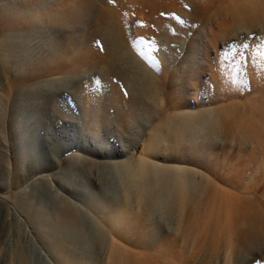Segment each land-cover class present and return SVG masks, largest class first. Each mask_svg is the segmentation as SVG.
Returning a JSON list of instances; mask_svg holds the SVG:
<instances>
[{"label":"rangeland","instance_id":"1","mask_svg":"<svg viewBox=\"0 0 264 264\" xmlns=\"http://www.w3.org/2000/svg\"><path fill=\"white\" fill-rule=\"evenodd\" d=\"M132 1L0 0V264H264V0Z\"/></svg>","mask_w":264,"mask_h":264},{"label":"bare ground","instance_id":"2","mask_svg":"<svg viewBox=\"0 0 264 264\" xmlns=\"http://www.w3.org/2000/svg\"><path fill=\"white\" fill-rule=\"evenodd\" d=\"M185 0H169V1H164L163 3H161V4H157V2L156 1H153V0H145L144 1V3H142V2H140V0H135V1H132L130 4H131V6H129V12L131 13V14H141V15H143L144 16V18H145V20H146V25L147 26H150L151 24H152V22L153 21H151V18H150V16H152V14H149L148 13V11H153V12H155L156 14H159V13H168V12H171V10H177L178 8H184L185 6H184V2ZM191 1V0H190ZM193 1V0H192ZM130 2V1H129ZM135 2H137L136 4H135ZM138 2L140 3V4H138ZM187 2V1H186ZM120 3V2H119ZM138 4V5H137ZM186 5V4H185ZM246 7L245 8H247V5H245ZM139 7V8H138ZM238 8V7H237ZM241 8V7H240ZM248 10H250V9H248ZM251 12V11H250ZM117 13V12H116ZM156 14H154V15H156ZM236 15L237 16H239L240 18H242V20L237 24V26H235L234 27V29L233 30H237V29H240L241 28V25L242 24H244V23H247L248 24V21L246 20V17L243 15V13H236ZM248 15V14H247ZM117 15H115V17H116ZM119 17V15L116 17V18H118ZM122 17V16H121ZM156 17H157V20H158V23H160V24H163V26L164 25H173L172 23H174L175 24V22H174V19H173V17L171 16L170 17V19L168 20V19H163V18H161V17H159V15H156ZM120 18V17H119ZM118 18V19H119ZM118 19H116V20H118ZM119 21V20H118ZM121 22V21H120ZM119 22H117V21H115V20H113V18H112V20L110 21V23H107L106 25H104V30L105 31H108L109 33H111V35L113 36V42H116L114 45L116 46V48L114 49V52H113V54H112V56L110 57L111 59L110 60H113V61H116L117 59L118 60H120L119 58H121V57H123L124 55H127L128 54V49H127V47L128 46H130L131 45V43H130V45H128L127 47H126V42H125V40H123L125 43H123V42H121V41H119V35H117V34H119L118 33V28H119V24H122V23H119ZM253 25V24H252ZM118 26V27H117ZM254 26V25H253ZM174 32V31H173ZM172 32V33H173ZM108 33V34H109ZM149 33H152L151 31L149 32ZM250 33V31L249 30H247L246 31V34H249ZM144 34V33H143ZM92 36H93V34H92ZM145 36H146V34H145ZM91 37V36H90ZM94 37V36H93ZM130 38V37H129ZM128 38V39H129ZM146 38V37H145ZM92 39V38H91ZM123 39V38H122ZM128 41V40H127ZM112 42V43H113ZM127 43H129V42H127ZM140 45V44H139ZM134 46V45H133ZM168 50L170 51L171 50V52L172 53H174V45L171 43L170 45L168 44ZM142 47V46H141ZM141 47H138V48H131L130 47V49H131V53L133 54H135V55H140V54H142V49H141ZM153 50V48L151 47V50H149V52H148V56H154V51H152ZM155 50V49H154ZM155 51H157V50H155ZM168 54H170L169 52H168ZM167 54V52H165V53H161V55H162V58L164 59H166L167 61L170 59V58H166V56L168 55ZM156 57V56H155ZM151 58V57H150ZM153 58V57H152ZM154 59V58H153ZM154 61V60H153ZM109 63H111V62H109ZM112 64V63H111ZM108 67L110 68V67H112V65L111 66H109L108 65ZM108 69V68H107ZM111 69L112 68H110V71H111ZM109 71V70H108ZM109 71V72H110ZM113 72V71H112ZM145 72V73H144ZM143 73L146 75V76H142V77H146L145 79V81H144V79L143 78H141V79H143L142 81H144V82H148V84H150V85H152L153 83L151 82L152 80H151V78L153 77L152 76V71L150 72V71H148L147 69L144 71ZM110 75H112V74H110ZM152 76V77H151ZM154 78V77H153ZM147 84V83H146ZM205 82H204V85H203V87H206L205 86ZM154 85V84H153ZM147 86H149V85H147ZM155 86V85H154ZM149 88H150V86H149ZM95 100V99H94ZM93 102V101H92ZM94 105H93V107L95 106V103H93ZM130 105V104H129ZM148 105V109H150L151 107V105L152 104H150L149 105V103L147 104ZM133 108V107H132ZM159 110V109H158ZM128 111V110H127ZM157 112V111H156ZM191 118H193V121L190 123L191 125H193V126H195L196 125V123L198 122V124H197V126H201V127H207V128H211V126L213 125V122L214 121H216V120H219V116L218 115H216L215 117H213L212 118V116H211V114L209 113V111L208 110H199L198 112H195L193 115H191ZM186 120H187V118H186ZM179 133L180 134H182V132H180V130H179ZM195 136V135H194ZM206 137V136H205ZM150 144V143H149ZM189 161L190 160H187L186 161V163L188 164L189 163ZM142 167V164H140L139 166H137L136 168H137V170H139L140 168ZM185 171H183L182 173H184ZM184 177V176H183ZM184 179L186 180V181H188V182H185L184 181ZM193 177H192V174L190 175V174H187L186 176H185V178H178V173L176 172L175 173V180H174V183H173V185L175 186H177V188H178V190L179 189H183V187H184V185L185 184H191L193 181ZM192 181V182H191ZM138 182H136V181H132V182H130L129 183V185L127 186V188L125 189V193H124V198H123V205H128V204H131L132 202V200H133V198L135 199V200H137L138 202L140 201V199H139V193L137 192V184ZM188 189H189V187H187ZM173 189H174V187H172V189H171V191L169 190V192H170V194H171V192L173 193V194H175L176 195V192H174L173 191ZM143 190H144V197L146 196V193H147V188L146 187H144L143 188ZM177 196V195H176ZM143 208L144 209H146L147 211L149 210V205H148V202H147V200H146V203L145 204H143ZM143 208H141L142 210H143ZM66 220H67V222L66 223H64L62 226L67 230V229H71L74 225H73V219H72V216L71 215H68L67 217H66Z\"/></svg>","mask_w":264,"mask_h":264},{"label":"snow or ice","instance_id":"3","mask_svg":"<svg viewBox=\"0 0 264 264\" xmlns=\"http://www.w3.org/2000/svg\"><path fill=\"white\" fill-rule=\"evenodd\" d=\"M245 47H247V45H245Z\"/></svg>","mask_w":264,"mask_h":264}]
</instances>
